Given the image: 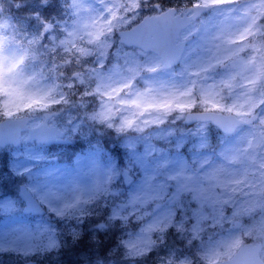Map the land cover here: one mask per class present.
Listing matches in <instances>:
<instances>
[{
	"label": "snow or ice",
	"instance_id": "obj_1",
	"mask_svg": "<svg viewBox=\"0 0 264 264\" xmlns=\"http://www.w3.org/2000/svg\"><path fill=\"white\" fill-rule=\"evenodd\" d=\"M87 224L122 264H264V0H0V254Z\"/></svg>",
	"mask_w": 264,
	"mask_h": 264
},
{
	"label": "rangeland",
	"instance_id": "obj_2",
	"mask_svg": "<svg viewBox=\"0 0 264 264\" xmlns=\"http://www.w3.org/2000/svg\"><path fill=\"white\" fill-rule=\"evenodd\" d=\"M168 2H174V0H168ZM49 151H60L63 153L67 150L63 146H50ZM93 220H96V218L94 217ZM86 227L87 231H82V236L77 241H73L70 236H65L60 248L44 253L33 254L28 257H20L13 254H0V264H28V262L30 264L32 262L33 264H72L68 263L70 260H66L64 257V254H66L68 251L75 253V255H70V258L81 261L78 264H92V261L96 258L97 254L100 256L107 255V251H101L102 247L107 243V241L105 240V235L103 232L93 229L91 224H87ZM93 231L96 232L97 239L100 241V243H97L96 240L91 239V234ZM80 240H83L84 245L81 246L79 250L74 249V247H78ZM1 256L3 257L1 258ZM111 258L116 261V264H122L119 251L114 253ZM155 258L156 254L152 253L149 254V256L145 258L143 262H145V264H155Z\"/></svg>",
	"mask_w": 264,
	"mask_h": 264
},
{
	"label": "clouds",
	"instance_id": "obj_3",
	"mask_svg": "<svg viewBox=\"0 0 264 264\" xmlns=\"http://www.w3.org/2000/svg\"><path fill=\"white\" fill-rule=\"evenodd\" d=\"M74 143L75 145H79L81 142L76 141ZM73 150H76V149L74 148ZM93 235H95L96 237L95 240L97 241V243H100V241L97 239V235L95 232H93ZM111 257L112 255H108V254L106 256H100L99 254H97L96 258L92 261V264H97L98 259H102L104 264H116V261ZM191 261H192V264H202V261L200 260V258L195 254L191 255ZM155 264H160V261L157 258H155Z\"/></svg>",
	"mask_w": 264,
	"mask_h": 264
},
{
	"label": "trees",
	"instance_id": "obj_4",
	"mask_svg": "<svg viewBox=\"0 0 264 264\" xmlns=\"http://www.w3.org/2000/svg\"><path fill=\"white\" fill-rule=\"evenodd\" d=\"M3 257V256H2Z\"/></svg>",
	"mask_w": 264,
	"mask_h": 264
}]
</instances>
